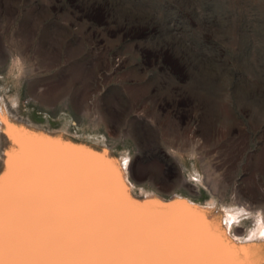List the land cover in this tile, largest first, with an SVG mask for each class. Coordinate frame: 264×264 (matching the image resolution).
Instances as JSON below:
<instances>
[{
  "label": "rangeland",
  "instance_id": "rangeland-1",
  "mask_svg": "<svg viewBox=\"0 0 264 264\" xmlns=\"http://www.w3.org/2000/svg\"><path fill=\"white\" fill-rule=\"evenodd\" d=\"M0 108L241 242L264 217V0H0ZM0 126L1 175L17 145Z\"/></svg>",
  "mask_w": 264,
  "mask_h": 264
},
{
  "label": "snow or ice",
  "instance_id": "snow-or-ice-1",
  "mask_svg": "<svg viewBox=\"0 0 264 264\" xmlns=\"http://www.w3.org/2000/svg\"><path fill=\"white\" fill-rule=\"evenodd\" d=\"M7 135L20 147L0 176V264H264L200 209L128 199L112 162Z\"/></svg>",
  "mask_w": 264,
  "mask_h": 264
},
{
  "label": "bare ground",
  "instance_id": "bare-ground-1",
  "mask_svg": "<svg viewBox=\"0 0 264 264\" xmlns=\"http://www.w3.org/2000/svg\"><path fill=\"white\" fill-rule=\"evenodd\" d=\"M0 113L3 114V117L6 118L7 120V123H5V119H2L0 118V121H2L3 123V130L8 133V132H11L13 134V136H16V137H19L22 133L23 134H26L30 137H34V138H37V139H41V140H44V141H51V142H54L55 144L57 145H61V146H65V147H68L80 154H83V155H86V156H89V157H92V158H96L98 157L101 161H107V162H112L113 164V167L117 168L118 171H119V174H120V178L122 179L123 181V186H124V189H125V195L128 197V199H130L131 201L133 202H136L140 205H149L151 206L152 208L154 209H160L162 205H178L180 207H183V205L186 203L188 206H190L191 208H194V209H200L202 212H205L207 213V220L210 224H213L215 225V227L217 228V230H222L223 233L225 234V237H226V240L228 242H230L232 245H235L237 247H246V246H255L254 250H256L257 248L260 250V256L259 259L257 261H260V260H264V248H261L260 245L258 244H251V242L257 240V239H261V238H264V235H261V233H264V217L262 216V219L261 221L259 222L257 228L250 234L252 235L253 233H255V235L253 236V238L251 240H249L248 238L245 240V242H241L239 241L238 239L235 238V236L232 234L231 232V229L228 230L227 228H225L220 219L222 218V215L220 216L219 214L218 215H215V212L214 210L210 209L209 206L208 207H205L199 203H196V202H192L191 200L187 199V198H183V196L179 197L177 195H175L171 200L169 201H165L161 198H159V196H155V195H148L145 197L144 200H141L139 199L136 195H134L131 191V185L129 184V179H128V174H127V164H125L123 161L122 162H119V161H116L114 160V157H111L109 154L105 153V152H100L91 148V147H88V146H85V145H79L75 142H72V141H69V140H65L63 139L62 137H59V136H53L52 134L50 135L49 133H44V132H38V131H35L30 129V128H27V126H19L17 124H15L11 118L9 117L10 114L9 111H8V114L7 112L4 110V109H1L0 108ZM2 128V126H0ZM1 132V131H0ZM4 134V133H3ZM9 136V135H8ZM9 138L11 139V141H14L15 140L12 138V136H9ZM16 143V142H15ZM16 147L15 148H12V149H9V150H6V154L7 156L5 157L6 158V165L5 166V169L4 171L1 173L0 176H4L6 175L9 171H10V167H9V161L11 159H13L12 156L9 155V153H15L19 150V144L16 143ZM108 151V150H107ZM172 197V196H171ZM170 199V198H169ZM235 210V209H234ZM240 210V208H239ZM233 211V210H232ZM230 212L229 213V223L230 222H233L234 220L238 219L242 213V211H233V212ZM245 214V213H244ZM261 241V240H260ZM259 241H257L256 243H258ZM262 242L264 241H261L260 244H262ZM264 244V243H263ZM254 252V251H253Z\"/></svg>",
  "mask_w": 264,
  "mask_h": 264
},
{
  "label": "clouds",
  "instance_id": "clouds-1",
  "mask_svg": "<svg viewBox=\"0 0 264 264\" xmlns=\"http://www.w3.org/2000/svg\"><path fill=\"white\" fill-rule=\"evenodd\" d=\"M253 238V237H252Z\"/></svg>",
  "mask_w": 264,
  "mask_h": 264
}]
</instances>
